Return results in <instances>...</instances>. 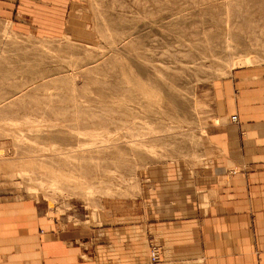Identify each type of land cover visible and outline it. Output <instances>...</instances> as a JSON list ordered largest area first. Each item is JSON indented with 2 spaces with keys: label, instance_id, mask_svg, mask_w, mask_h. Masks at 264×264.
Masks as SVG:
<instances>
[{
  "label": "rangeland",
  "instance_id": "374dc122",
  "mask_svg": "<svg viewBox=\"0 0 264 264\" xmlns=\"http://www.w3.org/2000/svg\"><path fill=\"white\" fill-rule=\"evenodd\" d=\"M82 3V35L0 31V167L51 205L99 210L213 156L222 90L264 68V0Z\"/></svg>",
  "mask_w": 264,
  "mask_h": 264
},
{
  "label": "crops",
  "instance_id": "0c3cea01",
  "mask_svg": "<svg viewBox=\"0 0 264 264\" xmlns=\"http://www.w3.org/2000/svg\"><path fill=\"white\" fill-rule=\"evenodd\" d=\"M84 10L82 0H0V31L76 37ZM221 95L208 162L170 164L99 210L77 198L51 205L0 167V264H264V68L236 69Z\"/></svg>",
  "mask_w": 264,
  "mask_h": 264
},
{
  "label": "built area",
  "instance_id": "2783aa9c",
  "mask_svg": "<svg viewBox=\"0 0 264 264\" xmlns=\"http://www.w3.org/2000/svg\"><path fill=\"white\" fill-rule=\"evenodd\" d=\"M232 120H237V116L233 115ZM159 259H160V252H159L158 248H152L151 249V260L153 262H158Z\"/></svg>",
  "mask_w": 264,
  "mask_h": 264
},
{
  "label": "bare ground",
  "instance_id": "6f19581e",
  "mask_svg": "<svg viewBox=\"0 0 264 264\" xmlns=\"http://www.w3.org/2000/svg\"><path fill=\"white\" fill-rule=\"evenodd\" d=\"M234 25V24H233ZM159 72V71H158ZM6 112V111H5ZM111 113V112H110ZM99 116V115H98ZM101 118V117H100ZM111 122V121H110ZM132 126V125H131ZM134 131V130H133ZM119 160V159H118ZM54 184V183H53ZM59 184H61V181L59 182ZM53 186V185H52ZM91 188V187H90ZM59 191V190H58ZM90 191H88L89 193ZM76 194V193H75Z\"/></svg>",
  "mask_w": 264,
  "mask_h": 264
}]
</instances>
